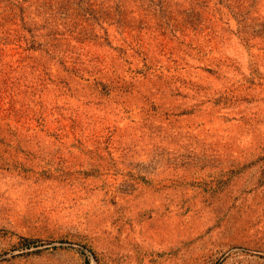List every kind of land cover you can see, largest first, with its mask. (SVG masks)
Wrapping results in <instances>:
<instances>
[{"label": "rangeland", "instance_id": "1", "mask_svg": "<svg viewBox=\"0 0 264 264\" xmlns=\"http://www.w3.org/2000/svg\"><path fill=\"white\" fill-rule=\"evenodd\" d=\"M0 264H264V0H0Z\"/></svg>", "mask_w": 264, "mask_h": 264}]
</instances>
